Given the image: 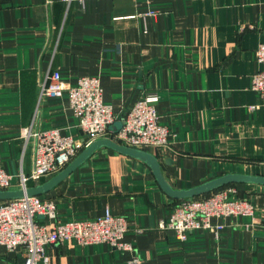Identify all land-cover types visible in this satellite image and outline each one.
Listing matches in <instances>:
<instances>
[{
    "label": "crops",
    "instance_id": "obj_1",
    "mask_svg": "<svg viewBox=\"0 0 264 264\" xmlns=\"http://www.w3.org/2000/svg\"><path fill=\"white\" fill-rule=\"evenodd\" d=\"M259 43L264 0H0V163L12 175L11 189L32 169L34 142L23 128L82 136L66 92L38 95L53 70L71 87L82 76L99 78L115 115L107 137L137 100L156 94L168 143L143 150L174 189L225 174L264 176V105L250 108L258 103L250 85ZM231 187V198L251 202L253 216L213 217L223 225L219 238L199 228L181 241L160 223L182 198L164 191L144 161L97 147L38 196L55 203L57 221L95 218L107 208L123 215L122 241L133 249L63 241L45 245L41 264H129L135 257L132 264H264V184ZM23 261L22 250L0 245V264Z\"/></svg>",
    "mask_w": 264,
    "mask_h": 264
},
{
    "label": "built area",
    "instance_id": "obj_2",
    "mask_svg": "<svg viewBox=\"0 0 264 264\" xmlns=\"http://www.w3.org/2000/svg\"><path fill=\"white\" fill-rule=\"evenodd\" d=\"M83 3L87 0H62ZM257 71L251 77L250 89L257 94L255 109L264 105V43L256 48ZM66 92L81 138L61 135L57 128L33 130L32 126L23 128L25 138H33V161L29 174L17 175L19 189L25 190L29 181L61 171L92 141L109 138L118 144L132 148L146 149L164 147L168 143L169 131L158 122L155 108L157 95H145L137 100L122 116L117 132L107 137L108 127L115 120L112 106L102 100V86L98 77L82 76L77 85L68 86L60 79L58 71H47L38 89L39 97H60ZM12 188V175L0 163V190ZM234 187H226L200 195L182 198L175 204L167 222L160 227L173 229L179 240L184 241L188 232L205 228L213 231L219 238L222 224H212L211 219L230 216H253L254 208L245 198H231ZM36 215L47 217L49 224H41ZM127 231L126 218L112 214L107 208L103 215L95 218L56 220V206L52 200L38 195H24L0 202V245L8 251L22 250L24 261L21 264H41L45 261V245L63 241H73L79 245L107 243L113 248L132 250L129 243L122 241ZM139 262L136 257L129 264Z\"/></svg>",
    "mask_w": 264,
    "mask_h": 264
},
{
    "label": "water",
    "instance_id": "obj_3",
    "mask_svg": "<svg viewBox=\"0 0 264 264\" xmlns=\"http://www.w3.org/2000/svg\"><path fill=\"white\" fill-rule=\"evenodd\" d=\"M120 128V127H119ZM107 146L121 153L136 157L144 161L149 165L159 182L160 186L164 191H166L170 196L174 198H187L198 196L207 192H210L222 185L234 182H256L264 184V176H252L245 174H225L217 178L205 181L195 187L189 189H174L165 181L161 174L160 165L153 154L143 150L132 148L123 144H118L109 138H100L92 141L87 147H85L77 156H75L72 161L64 167L60 172L55 174L52 178L45 181L40 185L33 187H27L23 189H7L0 190V199H13L19 198L24 195H38L49 190L56 182L65 177L73 168L80 164L87 156H89L97 147Z\"/></svg>",
    "mask_w": 264,
    "mask_h": 264
},
{
    "label": "trees",
    "instance_id": "obj_4",
    "mask_svg": "<svg viewBox=\"0 0 264 264\" xmlns=\"http://www.w3.org/2000/svg\"><path fill=\"white\" fill-rule=\"evenodd\" d=\"M232 185H233V183H228V184L222 185V186H220V187H218V188H216V189H214L212 191H216V190L223 189V188H226V187H231ZM212 191H210V192H212ZM210 192L204 193L202 195H208Z\"/></svg>",
    "mask_w": 264,
    "mask_h": 264
}]
</instances>
